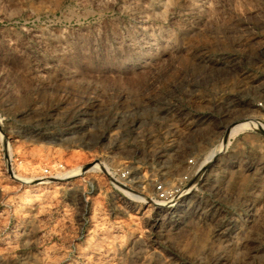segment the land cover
Listing matches in <instances>:
<instances>
[{"label":"rangeland","instance_id":"1","mask_svg":"<svg viewBox=\"0 0 264 264\" xmlns=\"http://www.w3.org/2000/svg\"><path fill=\"white\" fill-rule=\"evenodd\" d=\"M0 264H264V0H0Z\"/></svg>","mask_w":264,"mask_h":264},{"label":"bare ground","instance_id":"2","mask_svg":"<svg viewBox=\"0 0 264 264\" xmlns=\"http://www.w3.org/2000/svg\"><path fill=\"white\" fill-rule=\"evenodd\" d=\"M238 121H241V122H238ZM238 121L237 122L234 121L235 123L233 125L229 126L227 129H223L220 132V136H219L220 138H219L218 144L211 151L210 155L206 158V161L202 162V164L199 166V169L204 168L206 166V164L212 159V157H214V155H218L216 153H218V151H220V149L222 147V144L225 141V138H229V137L235 136L238 132H240V131H242L244 129L258 128L257 124L254 121L249 120L248 118L247 119L246 118L245 119H241V120H238ZM229 128H230V130H229ZM228 130H229V132H227ZM177 164H178L177 165L178 168L180 169L182 167L181 163H177ZM98 165H101V164L100 163H96L93 166H92V164L83 166L82 168L78 169L77 172L70 171V172L66 173L65 176L62 177V178L65 179L67 177H71V176H74V175H77V174L79 175L81 173V172H79V170L81 171V170L87 169L89 166H92V168H94V167H97ZM14 177H16L18 180H21L23 182H28V183L30 182L29 180L28 181L25 180V178L23 179V177L22 178H20L19 176H14ZM38 180H39V182L37 184H46V183H48L47 179H44V178H38ZM174 193H175V191L173 192V194L168 195L165 198V200H168V202H173V201L175 202V199H176L177 196H175ZM184 195H185V193L183 191V194L181 196H179V197L182 198V197H184ZM133 197H135V196H133ZM165 200H164V202H162V201L161 202L160 201H154L152 203V205H153V207H163V206L166 205V201ZM173 204L170 205V207L173 206ZM179 205H181V204H179Z\"/></svg>","mask_w":264,"mask_h":264}]
</instances>
